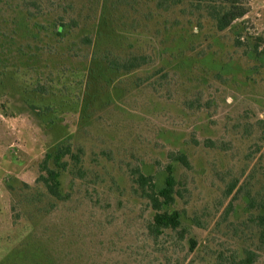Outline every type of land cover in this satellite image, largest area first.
Returning <instances> with one entry per match:
<instances>
[{
	"label": "rangeland",
	"instance_id": "374dc122",
	"mask_svg": "<svg viewBox=\"0 0 264 264\" xmlns=\"http://www.w3.org/2000/svg\"><path fill=\"white\" fill-rule=\"evenodd\" d=\"M241 3L219 31L188 0H0V264H264L245 224L264 194V0ZM108 32L150 63L106 84ZM62 143L84 149L65 201L38 182ZM170 151L193 165L176 166L182 226L153 238L129 169L161 186Z\"/></svg>",
	"mask_w": 264,
	"mask_h": 264
},
{
	"label": "trees",
	"instance_id": "16d2710c",
	"mask_svg": "<svg viewBox=\"0 0 264 264\" xmlns=\"http://www.w3.org/2000/svg\"><path fill=\"white\" fill-rule=\"evenodd\" d=\"M189 3L199 11H205L210 18L215 21L219 31L229 28L235 20L243 18L248 9L241 3V0H188ZM111 35V36H110ZM107 36V39L101 42V37ZM100 38L95 43L93 50V60L97 62L99 68L98 74L106 84L110 83L108 76L130 73L136 69L148 65L151 57L146 54L136 53L134 51L118 49L115 39L111 32L106 35L98 34ZM91 44V39L88 38ZM111 76V82H112ZM208 146L213 147V141L207 142ZM84 152L82 147H75L70 143L59 144L53 151L47 153L41 163V174L38 182L42 183L48 194L57 200L65 201L70 199V193H65L61 187V173L67 171L71 162L79 163L80 155ZM169 162L164 167L163 184L159 186L153 175L145 174L139 166L131 167L129 174L134 183L133 191L140 198L148 202L153 211V216L148 224V234L153 238H158L167 230L177 231L182 226L181 213L178 210H170L177 202L179 196L180 180L176 176V166L186 170L193 168L189 156L185 152L170 151L167 155ZM236 182L228 188V194H231L236 188ZM249 209L260 211L258 215L252 214L245 223L255 224L258 232L259 249L264 247V194L259 199L247 197ZM257 255L253 251H246V258L240 261V264H253Z\"/></svg>",
	"mask_w": 264,
	"mask_h": 264
}]
</instances>
